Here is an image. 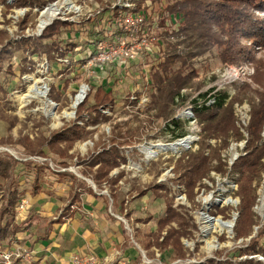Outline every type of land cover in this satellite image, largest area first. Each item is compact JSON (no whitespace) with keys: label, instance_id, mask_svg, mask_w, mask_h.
Masks as SVG:
<instances>
[{"label":"rangeland","instance_id":"1","mask_svg":"<svg viewBox=\"0 0 264 264\" xmlns=\"http://www.w3.org/2000/svg\"><path fill=\"white\" fill-rule=\"evenodd\" d=\"M161 1L162 4L167 5L176 0ZM6 4L13 5L14 0H6L4 3L0 0V31H6V35H0V48L11 43L12 49V54L2 59L0 63V138L11 135L16 139L18 136L27 135L33 139L40 133L48 137L53 131L74 122L88 131V134L84 139L74 143L69 151L72 158L66 159L67 167L60 166L57 157L48 155L46 148V156H33L27 154L19 144H0V153L17 161L46 163L47 166L44 165L40 172V180L49 181L51 185L53 182L56 187L61 183L64 186L66 182H70L57 171L72 173L84 179L96 193L104 195L109 201V206L106 208L103 197L82 196L83 203L90 205L87 207L99 208L100 215H103L107 222V227L112 226L109 229L103 227L95 229V218H90V210L83 207L80 209L76 205L71 206V209H80L79 213L82 214L81 221L84 222L85 229L98 232L100 237L105 235L100 238L101 246L91 249L93 253L74 254L81 258L80 264H243L249 260L264 264L262 254L244 250L253 240H258L257 248L259 243H264V167L260 177L251 181L253 192L250 194L255 201L249 210L252 225L250 234L246 237H237L235 232L240 215L238 211L240 187L235 182L238 174L232 171L234 162L245 154L246 143L243 139L248 137L251 113L249 101L253 99L258 101L256 90H262L253 78L255 63L241 60L237 64L224 65L218 59L216 46H212L193 59H188L185 69L195 70L197 77L194 79L193 87L200 88L183 90V93L191 92V96L185 104L175 108L174 118L180 119L185 124V134L179 138H172L170 132L166 130L167 121L154 116L155 111L150 103L153 85L148 78L152 65L157 60L160 62L159 55L162 54L163 48H167V42L175 44L182 38L176 34H173L175 36L164 34V31H177L179 27L172 19L161 20L162 16L158 15L161 13L160 4L153 6L149 0H46L44 5L32 7L14 5L7 7ZM143 5H147V10H143ZM49 8L54 10L53 14L52 10H48ZM116 11H122V14L128 11L132 14L134 12L143 14V25L135 23V26L131 27H142L144 35H147L146 32L149 34L152 32L150 40L146 42V46H143V50L131 52L132 57L128 56L129 58L122 63L118 62L123 59L119 50L114 54L115 61L104 58L106 60L99 64L91 58H86L87 52L82 49L101 39L104 32H114L115 35H119L120 27L117 24ZM150 13V18L147 19ZM255 13L264 17V12ZM55 21L65 23L61 34L55 37L58 45L63 47H71V43L77 45L70 50L69 55L66 53L70 58L69 65L59 60L65 59V55L59 58L56 53H52L54 59L50 60L45 54H30L25 47H21L18 51L14 48L21 38L39 36ZM196 33L197 31L193 34ZM137 35L134 33L133 38H138ZM243 44L249 46V41H243ZM178 47L181 51L184 50L183 46ZM254 51L255 59L264 61V48L257 47ZM228 66L235 68L240 66L241 69L237 74L229 69L225 73L224 68ZM98 86H103L105 89L110 86L111 94L113 92L115 94L111 104L100 108L108 119L92 124L84 111V119L78 120L76 116L78 106L86 99L87 103L91 101ZM81 88L85 89L83 99L73 108L72 105ZM210 88L214 91L226 90L229 96L227 100L230 102L233 99L235 127L242 135V141H234L230 137L228 146L224 147L220 137L212 136L202 140L204 136L201 125L196 120L189 119L192 117L189 111L191 100ZM34 89H41L45 95L35 94ZM235 96L239 97V100H235ZM70 113L72 115L69 116ZM263 134L264 124L260 133L262 139ZM187 136L192 141L185 146L167 148L161 153H150L147 150L157 144L163 147L170 146ZM112 138L117 142L126 141V144L120 145V151L126 161L110 172L113 178L122 172L116 184L115 194L117 203L124 202L123 213L112 208L108 186L104 184L103 188L98 190L90 178L81 174L84 167L79 163V160L89 158L91 153L101 152L104 147L109 148ZM201 141L205 143L203 154L213 155L215 150L218 157H210L208 173L197 181L190 191L181 181V183L177 181L174 165L182 156L198 152ZM219 161L221 170L215 168ZM96 168L97 166L93 169ZM28 169H21L18 166L10 183L0 178V201L7 185L12 186L13 189L19 187L23 199L17 201L14 212L22 217L7 218L5 222L9 226L8 229L18 227L26 230L28 234L33 235L35 232L42 237L46 230L44 224L56 219L60 212L64 211L62 208L64 206L57 207L58 209L55 207L51 212H43L44 214L29 209L31 208L29 193L32 190L34 170ZM155 184H162L165 187L164 190L168 192L167 201L172 197L170 203L175 213L174 220L164 226L159 234L158 240L162 243L166 242L165 249L151 245L149 252L142 247L141 241L143 240L145 244L150 233L156 230L158 220L165 216L166 204L164 198L156 197L151 190L143 197H138V191L150 189ZM244 190L247 191L246 188ZM62 195L64 197L60 200L66 201L67 194ZM22 204L24 208H20ZM109 213L114 214L116 220H110ZM126 213L129 216H125ZM137 219L142 221L137 222ZM145 219H149L148 222H144ZM216 219L232 221L233 226L230 229L216 226ZM82 229L77 232V236H80ZM113 231L116 239L108 243L109 239L105 233ZM175 238L178 247L174 245ZM89 256H94L91 263L88 262ZM209 260L212 263H209ZM71 263L76 264L73 261Z\"/></svg>","mask_w":264,"mask_h":264},{"label":"trees","instance_id":"2","mask_svg":"<svg viewBox=\"0 0 264 264\" xmlns=\"http://www.w3.org/2000/svg\"><path fill=\"white\" fill-rule=\"evenodd\" d=\"M6 0H2L4 3ZM143 1V0H141ZM153 6H159L161 20H174L178 23L177 31H164L167 36L176 34L181 37L175 44L167 42V48L162 49L160 62L152 65L150 68V77L148 80L153 85L151 93V108L155 111L154 116L166 120V130L170 132L172 138H179L185 134V124L174 118L175 108L185 102L191 96V92L183 93L187 88H193L197 74L194 69H185L188 59H193L198 55L208 51L212 46H216L219 61L224 65L237 64L241 60L253 61L255 63V75L253 78L256 83L261 86L262 90H256L258 101L254 99L251 102L250 122L248 125V137L242 138V135L235 127V116L233 112V99L229 102L226 90H217L210 88L201 92L191 100V110L194 119L201 125L203 139L207 137H220L221 144L224 147L228 146V139L233 138L234 141L245 140V154L238 157L232 166V171L238 174L235 182L239 184L240 204L238 206L239 220L235 226L237 237H246L250 234L252 220L249 219V210L252 207L255 198L250 194L253 192L251 181L254 178L260 177V172L264 167V142L261 138V130L264 124V61L256 60L254 49L264 48V17L257 15L255 12H264V0H176L167 5L162 4L161 0H149ZM46 0H14V6H42ZM13 5L6 4L7 7ZM138 6H140L138 4ZM147 5H143V10ZM154 13V12H153ZM117 17L122 16V11H116ZM124 14V13H123ZM156 14V13H155ZM151 13L147 19L150 18ZM168 21V22H169ZM172 22V21H171ZM65 23L55 21L51 26L47 27L39 36L23 37L15 45L17 51L21 47H25L32 55L45 54L50 60L54 59L53 54L63 56L65 51H60L62 45H58L55 37H58L62 32V27ZM157 26L160 27L159 23ZM161 26L164 27L163 24ZM169 27V26H168ZM67 30V29H66ZM197 31L196 34H193ZM191 33V34H190ZM190 34V35H189ZM0 35H6V31H0ZM175 36V35H173ZM100 39H97L98 41ZM243 41H249V46L243 44ZM71 47L75 45L70 44ZM95 43L92 44L94 47ZM178 46H183L184 50H180ZM170 49V51H169ZM53 53V54H52ZM12 54L11 43L0 48V63L2 59L9 57ZM1 68V66H0ZM1 70V69H0ZM249 87L248 85H246ZM200 87L194 89L199 90ZM212 98L214 101L211 104H206V100ZM235 100L239 97L235 96ZM228 99V100H227ZM114 100L109 89L103 86L96 88L95 94L91 101H84L78 106L76 116L78 120H83L84 114L89 116V122L92 124L98 121H106L104 114L100 108L106 107ZM242 99H240L241 102ZM87 116V117H88ZM10 130V127L8 128ZM88 134L76 122L64 126L62 129L53 131L50 136L46 137L43 133L36 138L31 139L27 135L18 136L14 139L11 135L0 138V144H19L29 155L46 156L53 155L59 160L58 164L62 167H67L66 159L72 158L69 152L76 141L84 139ZM111 140L109 148L104 147L101 152H93L87 159L79 160L83 164L81 174L90 178L98 190L107 185L112 198V208L117 212H124V202H116V184L122 176V172L115 178L110 176V172L119 167L121 163L126 161L124 154L120 151V145L124 142H117L114 138ZM208 145V144H207ZM205 143L201 141V146L198 152L190 153L189 155L179 158L174 170L177 175V181L182 182L190 191L193 190L197 181L204 177L209 167L210 157L218 155L213 151V155L203 154ZM45 148L47 153H45ZM216 158V157H215ZM86 162V163H85ZM21 162L10 158L8 155L0 153V178L10 183L15 175V170ZM26 170L32 168L35 173V183L33 184L32 193L39 191L37 183V175L41 172L46 163H34L32 161L22 162ZM97 166L94 170L93 168ZM49 168V167H48ZM217 170H221V163L215 166ZM59 174L67 176L70 179L68 187L67 203L63 213L60 215L58 222H62L64 217H72L76 209H71L72 205L80 207L82 196L87 195L92 198L103 197L107 208L108 202L104 195L97 194L92 187L81 178L67 171ZM244 181V184H243ZM180 182V183H181ZM162 184H155L150 189H140L138 197H143L148 191H152L156 197L164 198L165 201V216L161 217L157 222L156 230L150 233L147 242L141 241L142 247L149 251L151 245L159 249H165V243L160 242L159 234L164 226L174 220L175 211L171 207L170 197L167 201L168 192ZM244 188L247 189L245 192ZM249 190V191H248ZM167 192V193H166ZM0 201V237L7 235L9 226L6 224L7 218L14 217V209L17 206V201L23 198L17 188L6 186ZM125 216H129L128 213ZM171 216V217H170ZM115 219V216L110 215ZM168 217V218H165ZM145 219L144 222H148ZM142 221L140 219L136 220ZM16 227H13L15 229ZM138 232V231H137ZM138 234V233H137ZM177 238L174 239V245L178 247ZM258 240H253L251 245L247 246V252H257L264 256V243L257 244ZM166 251V250H165ZM243 251V250H236ZM150 252V251H149ZM162 255V254H161ZM165 255H167L165 253ZM253 261V260H252ZM251 260L243 262V264H258ZM212 263L211 260L208 261Z\"/></svg>","mask_w":264,"mask_h":264},{"label":"crops","instance_id":"3","mask_svg":"<svg viewBox=\"0 0 264 264\" xmlns=\"http://www.w3.org/2000/svg\"><path fill=\"white\" fill-rule=\"evenodd\" d=\"M76 46L77 45H75L74 47L76 48ZM71 49H74V48L62 46L60 48V51H65L69 55L71 53L70 52ZM89 50L90 51L92 50L94 52V47L92 46V44L85 47V49H82V51H86V52H88ZM67 54H65L66 58H68ZM160 57L161 56L159 55V58ZM158 63H159V60H157L156 64ZM108 89L111 90V87L109 86ZM112 95L115 99L114 92L112 93ZM19 162L22 163L24 161L22 160ZM21 163L18 166H20L21 169L25 168V166ZM36 163L40 164V162H36ZM57 172L60 173L61 171H57ZM63 177H67V176H63ZM34 179H35V173H34V178L32 181V187H31L32 190H33V184L35 183ZM53 180H55L54 177H53ZM36 181L39 185V191L33 194L31 190L29 193L30 194L29 200L31 203L30 205L31 208L29 209L31 211L38 210L39 214H44L43 212H48V211L51 212L52 210H54L55 207L56 209H58L57 207H62V206H64L62 207L63 209L65 208L68 199L66 198V201L60 200V199L64 197L62 194H65V196L67 194L66 197H68V187H69L70 182L67 183L64 180L66 182L64 186L61 183L59 184L58 187H56L55 183L53 182H52L53 185H51L49 181L46 182V181L40 180V173L37 175ZM17 190L20 194H22L19 187H17ZM83 200L84 198L82 199L79 208L81 209L83 207V209H86L88 211L90 210L89 211L90 218L92 217L93 219L95 218L94 219L95 225H96L95 229L102 228V227L109 229V227H112V226L107 227V222L105 221V218L103 217V215L102 216L100 215L99 208L97 209L96 207L94 208L92 206L87 207L89 203H87L86 205L85 203H83ZM80 209L76 210V212L74 213L72 217L62 218V222H58V219L63 211L60 212V215L56 219H52L49 222H46L44 224V229L46 228V230L43 233L42 237H40V234L35 233V232L33 233V235L28 234L26 230L24 231L22 229H19L18 227H16L15 229H8L7 235L5 237H0V254L2 252L14 251V250H20L24 253H27L26 260L21 259V258L13 259L12 264H72L71 258L76 252L77 253L80 252V254H83V255L89 254V252L93 253L92 251L93 249H96L99 246H101L100 238H103L105 235H103V237H100L101 235L98 232H95V231L90 232L88 229H85L84 222L81 221L82 214L79 213ZM95 209L96 211H94ZM109 214H108V218L110 220H114L113 218L110 217V215H113V216L115 215L114 214L109 215ZM15 217L21 218L22 215H19L17 212H14L13 218ZM83 217L86 218V216H83ZM86 219L88 220V218ZM47 226H48V229H47ZM81 228H83L82 229L83 231L80 234V236L78 235L79 239H77L78 237L77 232L81 230ZM8 233H12V234L8 235ZM105 234L109 239L108 243L114 242V240L116 239L114 231L105 233ZM66 240L68 241V243ZM106 247L108 248L109 245H107ZM68 250L72 252H67ZM114 251L111 253L112 256L114 254ZM95 253H96V250H95Z\"/></svg>","mask_w":264,"mask_h":264},{"label":"built area","instance_id":"4","mask_svg":"<svg viewBox=\"0 0 264 264\" xmlns=\"http://www.w3.org/2000/svg\"><path fill=\"white\" fill-rule=\"evenodd\" d=\"M116 20L118 26L120 27V31H118L119 35H115L114 32H104L103 37L100 40L94 42V52L89 50L87 52L86 58H91L92 61L99 62V64L101 61L104 62L106 60L104 58H110V60L115 61L114 54L119 50L120 52H122L123 59L122 61L120 60L118 62L122 63L123 61H125L126 58H129L130 56L132 57L131 52L133 53L135 50L138 49L143 50V46H146V42L150 40L152 32L149 34L145 31L147 35H144L142 27L132 28L135 26V23L143 25V14H138L137 12H134L132 14L128 11L122 14V16H119ZM134 33L138 34V38H133ZM59 60L67 64L70 63L68 58H60ZM228 69L234 71L237 74L238 70H240L241 68L240 66L238 68L228 66L224 68L225 73ZM213 101L214 100L212 98H209L206 100V104H211L213 103ZM189 111L192 115V117H189V119L191 121H195L191 107ZM244 141L245 140H243V142ZM262 141L264 142V134ZM20 208H24L23 204L20 205ZM20 258L26 260L27 255H24L20 250L2 252L0 254V264H12L13 259ZM93 260L94 256H89L88 262L91 263ZM72 261L76 264H80L81 258L73 255Z\"/></svg>","mask_w":264,"mask_h":264},{"label":"bare ground","instance_id":"5","mask_svg":"<svg viewBox=\"0 0 264 264\" xmlns=\"http://www.w3.org/2000/svg\"><path fill=\"white\" fill-rule=\"evenodd\" d=\"M48 10H52V14H53V12H54V10L52 9V8H49ZM49 12V11H48ZM50 15V14H49ZM84 91H85V89L84 88H81L80 89V91H79V93L77 94V96H76V98H75V101H74V103H73V108L74 107H76V106H78L77 104L83 99L82 97H83V94H84ZM34 92H35V94H37V95H39V96H43V95H45V94H43V92H42V90L41 89H34ZM34 94V93H33ZM70 115H72V113H70L69 114V116ZM190 135V134H189ZM191 141H192V139L189 137V136H187V137H185L184 139H179V140H177L176 142H174V143H172L170 146H167V147H163V146H161V145H152L150 148H148L147 150L150 152V153H161V151L162 150H165V149H167V148H170V149H173V148H175L176 146H185V145H187V144H189V143H191ZM151 145V144H150ZM154 148V149H153ZM146 151V150H145ZM163 152V151H162ZM147 154V153H146ZM149 156H151V155H149ZM153 157V156H152ZM212 220V219H211ZM212 222V221H211ZM215 222H216V226L218 225V226H221V227H226V228H228V229H230L232 226H233V224H232V221H222V220H220V219H216L215 220ZM214 223V222H213ZM215 224V223H214ZM213 229V228H212Z\"/></svg>","mask_w":264,"mask_h":264}]
</instances>
